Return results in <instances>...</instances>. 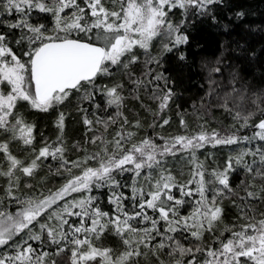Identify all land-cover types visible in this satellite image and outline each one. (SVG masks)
Returning a JSON list of instances; mask_svg holds the SVG:
<instances>
[{
    "label": "snow or ice",
    "instance_id": "obj_1",
    "mask_svg": "<svg viewBox=\"0 0 264 264\" xmlns=\"http://www.w3.org/2000/svg\"><path fill=\"white\" fill-rule=\"evenodd\" d=\"M112 3L118 7H106L104 0H0V16L15 15L12 21L0 19L11 32L10 38L0 31V134H4L0 178L6 182L7 198L22 205L15 213L0 207V249H4L0 264H57L55 259L49 262V256L69 251V245L70 264H141V258L150 264H264V211L257 215V206L264 204V97L251 99L254 107L245 113L241 109L249 98L233 88L218 107L234 113L233 119L240 124L236 131L221 134L201 125L192 135L159 137L163 143L152 137L136 140L132 129L142 127L141 121H131L123 111L126 77L132 98L146 107L143 93L156 104L155 110L146 107L161 117L151 126L169 124L163 114L175 93L168 77L153 67L161 63L152 55L153 41L158 40L165 53L188 44L182 29L189 14L207 16L217 24L213 6L224 0ZM33 12L50 17V23L32 22ZM177 13L182 19L174 23ZM235 16L242 20L245 13ZM179 59H185L182 53ZM141 61L138 73L133 66ZM117 72L119 81L97 84L99 77ZM214 91L210 88L208 95ZM73 92L83 93L81 99L92 108L90 113L89 108L78 106L83 125L93 132L87 142L98 149L77 161L65 156L64 111H58L54 122L56 138H44L37 147L36 125L20 110L23 105L48 113L64 105ZM108 109L114 111L100 115ZM179 123L188 127L183 115ZM110 128L115 129L111 139L105 135ZM241 128L254 131L250 136L239 135ZM256 141L260 143L249 146ZM206 147H225L230 152L222 164L213 166L196 155ZM177 156L189 166L183 181L167 163L168 157ZM89 160L98 166H84ZM45 161H59L56 172L71 173L73 167L82 172L47 195L21 200L15 195L21 179L33 178ZM241 173L244 178L234 185L233 177ZM126 174L131 183L117 178ZM93 187L111 190V213L103 211L91 195L67 199L73 193H91ZM125 188L128 194L117 191ZM125 200L131 201L132 211L125 210ZM225 200L236 210V223H225ZM70 217L77 219L70 222ZM109 229L120 239L122 251L96 243ZM34 243L47 244L52 250H41Z\"/></svg>",
    "mask_w": 264,
    "mask_h": 264
},
{
    "label": "trees",
    "instance_id": "obj_2",
    "mask_svg": "<svg viewBox=\"0 0 264 264\" xmlns=\"http://www.w3.org/2000/svg\"><path fill=\"white\" fill-rule=\"evenodd\" d=\"M82 2V0H81ZM105 6L109 8H117V5L112 3V0H104ZM214 14L217 16L219 23L214 24L207 16L196 17L189 14V22L185 23L182 31H186L189 42L182 45L172 52H163L159 41H153L152 55L160 59V65H153L156 71L163 72L168 79L172 82L170 86L174 89L173 100L169 108L163 114L164 118H169L170 122L164 127H152L153 120L159 121L161 117L154 116L152 112L146 110L150 106L153 110L156 109V104L148 98L146 94L141 95V101L132 98L129 95V87L127 85L126 77L124 82L126 87L124 94L127 97L125 103L126 107L123 109L125 114L133 122L139 119L142 127L132 129L137 133L136 140L145 137H152L158 143H163L159 137H172L177 135H192L201 130V125L208 131L213 129L221 132L232 133L240 126L239 122L233 119L234 113H229L223 108L218 107L223 102V96L226 93H231L233 88L238 89L241 93L245 94L249 99L245 101L242 106V112H248L254 107L251 104V99H256L258 96L264 97V0H224L221 5H215ZM244 12L245 16L241 20L236 18L237 12ZM15 15L0 16V19L5 22L12 21ZM50 17H46L38 12H33L31 15L32 22H42L46 25L50 23ZM182 17L179 13L172 17L174 23H178ZM228 25L225 28V25ZM0 31L9 34L11 32L4 25L0 24ZM74 35V34H73ZM16 47V46H14ZM138 53L143 56L142 50L137 49ZM181 53L185 59L180 60ZM219 67V73L211 72L210 69ZM133 68L139 73L143 68V63L134 65ZM121 74L117 72L112 77H99L97 84H109L112 81H119ZM211 80H215V84H210ZM210 88L215 91L212 96H209ZM83 93L73 92L69 100L64 105H60L58 109H53L48 113L36 112L28 109L26 106L21 105L20 110L25 115L26 119L36 125V146H42L44 138L54 140L57 135V129L54 122L58 111L66 113L65 120V144L67 151L65 156L70 161L83 160L85 156H90L98 151L96 145L88 143L93 132L87 131L82 123V113L78 110V106L89 108L91 113L92 108L81 99ZM233 95H235L233 93ZM101 98L97 96V101ZM113 109H108L107 112H101L100 115L107 116ZM183 115L187 121L188 127L185 129L181 127L179 121ZM90 118H93L90 116ZM235 126V127H234ZM102 131V129H101ZM254 129L241 128L239 135H252ZM115 134V129L110 128L109 133L105 135L111 139V135ZM0 139H4V134H0ZM260 142L256 141L250 147L258 145ZM78 145L79 147H73ZM239 147H244L240 145ZM18 155L19 150L13 147ZM230 149L225 147L212 148L206 147L200 150L196 155L200 160L206 164H222L224 159L229 155ZM211 153V156L207 154ZM207 156V159H206ZM168 167L176 175L180 181L188 177V165L180 156L168 157ZM59 161H45L41 168L37 171L33 178L23 177L20 181V189L15 193L21 200L28 199L29 197L39 198L41 194L47 195L49 190L55 191L61 187L69 178L79 175L82 168H71V173L61 170L56 172ZM96 167L97 162L89 160L86 165ZM71 167V165H69ZM130 174L117 177L121 182L127 181ZM244 178V174L234 176L232 183L238 184ZM25 184H31V187H26ZM6 182L0 178V207L7 208L8 211L15 213L19 211L22 205L16 201L9 200L6 192ZM117 191H124L128 194V189H117ZM91 195L96 198V202L103 211L112 212L114 205L109 203L111 190L109 188H96L93 187L91 193H73L67 197L70 201L73 198L79 199L82 196ZM63 203V201H61ZM126 211H132L131 201L125 200ZM225 206V223H236V210L231 206L228 200L224 202ZM185 209H182V212ZM260 211H264V204L257 206V215ZM47 214H45L46 216ZM259 218V216H258ZM41 219H44L43 217ZM77 218L70 217V222H75ZM144 225H137L143 227ZM38 230V229H37ZM228 233H225L227 236ZM21 236H24L21 233ZM21 237H16L20 239ZM99 246L110 247L115 252L123 250V245L120 239L115 236L111 229H109L96 241ZM187 243V241H185ZM41 250H48L51 248L47 245L33 244ZM54 247V246H53ZM69 251H66L59 256H49V262L53 259L57 264H70L69 256L71 245L68 246ZM4 249H0L3 252ZM8 251H12L9 249ZM141 264H150V260L141 258Z\"/></svg>",
    "mask_w": 264,
    "mask_h": 264
}]
</instances>
